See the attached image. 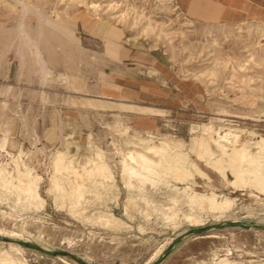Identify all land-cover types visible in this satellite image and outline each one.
I'll list each match as a JSON object with an SVG mask.
<instances>
[{
    "label": "rangeland",
    "instance_id": "374dc122",
    "mask_svg": "<svg viewBox=\"0 0 264 264\" xmlns=\"http://www.w3.org/2000/svg\"><path fill=\"white\" fill-rule=\"evenodd\" d=\"M182 1L0 0V168L14 185L28 172L42 198L0 187L1 252L23 264H264V193L230 183L195 145L217 156L216 132L240 146L264 138V17L194 21ZM160 140L204 171L126 186L122 159ZM98 160L111 179L83 174ZM186 186L232 205L194 213Z\"/></svg>",
    "mask_w": 264,
    "mask_h": 264
},
{
    "label": "bare ground",
    "instance_id": "6f19581e",
    "mask_svg": "<svg viewBox=\"0 0 264 264\" xmlns=\"http://www.w3.org/2000/svg\"><path fill=\"white\" fill-rule=\"evenodd\" d=\"M39 23H41V21ZM41 26H42V24H41ZM22 28H23V26H22ZM37 28H39V26ZM22 30H24V29H22ZM57 30H60V32H63L60 28H57ZM39 32H40V30H39ZM27 33L28 32H26V34H24L25 36L23 34L22 35L24 37H26ZM34 33H32V35ZM27 37H30V36L28 35ZM36 37H37V35H36ZM29 39H31V37ZM29 39L27 40L28 42L27 41L23 42L24 46H26L25 44H27L28 46L31 47V49L35 48V52H37L36 54H38L40 47L38 48L37 44L35 42H33V40H34L33 38H32L33 40L32 39L29 40ZM22 41H25V40H22ZM35 41L37 42V38ZM41 43H42V40H41ZM18 46H20V45L18 44ZM39 46H41V45H39ZM44 46H46V45H44ZM21 48H23V47L21 46ZM39 55L40 54H38V56ZM18 58H19V64H18L19 71L23 72L25 70L26 60H27L26 55L24 53V49L20 50V52L18 54ZM37 63H38V61H37ZM27 64H29V63H27ZM19 71H18V73L20 74ZM27 74H28V72H27ZM216 131H218V129H216ZM214 132H215V130H214ZM228 135H229L228 132H225L224 134H220L219 132H216V137H213L210 135L213 143L216 146V149L219 152L218 153L219 155H217V156H215L214 152L211 150L210 146L207 144L208 143L207 141L205 142L202 139L199 142H196L195 145H197V143H198V145L203 148L202 153L206 157V159L204 158L206 165H208L209 167H212L213 169H215L218 172H223L226 168L230 169L231 174L234 176V180L229 181L230 183H232V184L242 183V184L248 185V186L251 185L252 187L256 188V190H258L259 192H262V194H263L264 193V138L261 137L259 140H257V141L255 140L254 142L248 143V144L242 143L240 146V145L235 144L237 141V137H236L237 135L236 134H235L236 136L233 134V136H235L234 141H233V139L230 141L228 139ZM231 136H232V134H231ZM238 140H239V138H238ZM168 142L169 141H161L157 145L147 146L146 148H144L145 152L144 151L143 152L138 151L137 154H135V156L138 158V160L135 162H132V163L129 160H134L136 157L133 158L132 156H130L129 160H128L126 155L124 154L125 157L124 158L122 157L123 159H122L121 173L123 172L122 174H125V176H126L125 178H127L126 179V186L131 187V186H134V183H137L139 189H142L143 187L147 186L146 183H148V182L152 183V185L154 183L155 184L160 183L157 181H159L161 178H163V176L166 174H170V177H174L179 182H182V181L184 182V180H187L188 178L193 176V174L188 170L187 164L189 166L190 165L193 166V169L195 168V170L198 173H200L203 170L201 168L202 170L200 171V169L197 168L195 164H189V162L187 163V160H186L187 157L185 158V156H184L185 153L184 154L181 153L183 151L179 152L175 148H173V150L171 148H170L171 150H168L169 149V143ZM177 144H178V142H177ZM195 145H194V147H195ZM134 146H135V144H134ZM178 146H179V144H178ZM250 146H252V149H250ZM174 147H175V145H174ZM180 147H182V146H180ZM180 150H181V148H180ZM131 151H133V150H131ZM132 155H133V153H132ZM198 157H200V156L198 155ZM62 161H63L62 158H58L57 162H56V166H58V163H59V165H61L62 163H60V162H62ZM91 164L92 165L89 169L85 168V170L83 172L84 175H86V176L93 175L94 177H99L102 179H111L112 178V174H111L109 168L107 167V165H105V163L102 160L92 161ZM66 165H67L66 171L71 172V170H73V166L69 163H67ZM58 168H60V166ZM171 173L174 176H171ZM12 179H13V175H9V174L6 175L5 170L0 168V187H1V190L4 189L6 191H9L10 189L15 188L18 191V195L23 194L25 199L29 198L32 203L42 201L41 200L42 198H41L39 190H38V183L35 181V179L30 178L28 176V172L25 173V172L17 169V176L15 178L16 179L15 185L12 183ZM56 180H57L56 178L52 179L54 184H56V182H57ZM188 180H190V179H188ZM163 181H167V180H163ZM67 182H69L70 187H71V195H76L74 197H76V200H79V198L84 193V192L82 193V189H84L85 187L82 188L83 187L82 183H79V181L76 183L73 180L72 181L68 180ZM164 185H165V183H164ZM57 186H59V185H57ZM167 187H169V186H167ZM177 187H174V188L176 189ZM57 188H59V187H57ZM60 188H61V186H60ZM134 188H136V187H134ZM55 189H56V187H55ZM190 189L191 188L189 186L184 187L180 192V196L182 197L184 195V197H186L187 203H188L187 205H189V207L191 209L194 210V207H195L194 213L197 210H200L201 212H202V210H204V211L209 210L211 212L221 213L224 209H226L232 205V200L230 198H228L227 196H221V198L219 199V195H217L215 192H211L209 194H203V193H199L196 191H192L191 193H189ZM176 194H177V192H175V195ZM69 197H71L70 194H69ZM82 198L83 197H81V199ZM174 204H175V202H174ZM185 216L187 218H192L191 214H186ZM106 217H108V218H106V221H108L110 219L116 220V218H114V216H112L111 214H107ZM99 218H101V217H99ZM195 224H199V220H195ZM13 249H15L17 252L21 250L18 248H13ZM0 264H23V262L19 258H14L10 254L0 251ZM214 264H238V263H236V261L235 262L230 261V259H228L227 257H224V258L219 259V261L215 262Z\"/></svg>",
    "mask_w": 264,
    "mask_h": 264
},
{
    "label": "crops",
    "instance_id": "0c3cea01",
    "mask_svg": "<svg viewBox=\"0 0 264 264\" xmlns=\"http://www.w3.org/2000/svg\"><path fill=\"white\" fill-rule=\"evenodd\" d=\"M185 14L194 21L233 23L245 17H264V0H183Z\"/></svg>",
    "mask_w": 264,
    "mask_h": 264
}]
</instances>
